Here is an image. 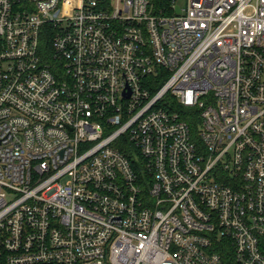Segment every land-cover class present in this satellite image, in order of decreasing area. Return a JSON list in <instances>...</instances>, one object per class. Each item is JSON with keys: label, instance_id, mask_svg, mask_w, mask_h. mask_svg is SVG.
I'll use <instances>...</instances> for the list:
<instances>
[{"label": "built area", "instance_id": "1", "mask_svg": "<svg viewBox=\"0 0 264 264\" xmlns=\"http://www.w3.org/2000/svg\"><path fill=\"white\" fill-rule=\"evenodd\" d=\"M157 2L0 0V264H264V0Z\"/></svg>", "mask_w": 264, "mask_h": 264}, {"label": "trees", "instance_id": "2", "mask_svg": "<svg viewBox=\"0 0 264 264\" xmlns=\"http://www.w3.org/2000/svg\"><path fill=\"white\" fill-rule=\"evenodd\" d=\"M168 2H169V0H158V2H157V7H156V10L158 11V12H160L161 10H163L164 8V6H166V7H169V5H168ZM190 112H192L191 113V115L192 116H187V117H184L186 120H188L189 122H190V124L191 125H193V127L194 128H197V124H198V120H199V116H196L195 115V111H190Z\"/></svg>", "mask_w": 264, "mask_h": 264}, {"label": "rangeland", "instance_id": "3", "mask_svg": "<svg viewBox=\"0 0 264 264\" xmlns=\"http://www.w3.org/2000/svg\"><path fill=\"white\" fill-rule=\"evenodd\" d=\"M184 2H185V0H178V3H180L183 6H184Z\"/></svg>", "mask_w": 264, "mask_h": 264}, {"label": "water", "instance_id": "4", "mask_svg": "<svg viewBox=\"0 0 264 264\" xmlns=\"http://www.w3.org/2000/svg\"><path fill=\"white\" fill-rule=\"evenodd\" d=\"M176 10H177V12H180V8L179 7H176Z\"/></svg>", "mask_w": 264, "mask_h": 264}]
</instances>
